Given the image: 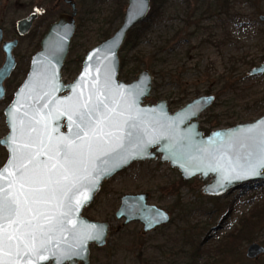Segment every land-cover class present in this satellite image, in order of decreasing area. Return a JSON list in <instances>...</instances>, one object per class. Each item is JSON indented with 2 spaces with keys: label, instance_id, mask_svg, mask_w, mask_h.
<instances>
[{
  "label": "rangeland",
  "instance_id": "374dc122",
  "mask_svg": "<svg viewBox=\"0 0 264 264\" xmlns=\"http://www.w3.org/2000/svg\"><path fill=\"white\" fill-rule=\"evenodd\" d=\"M164 1L167 10L163 18L148 26L136 48L130 44L123 52L122 62L129 64L127 67L122 64L120 80L131 83L141 72L150 70L154 76L153 90L146 103L168 100L173 111L195 97L215 95L213 105L200 115L206 130L227 128L230 124L247 123L264 116V74L248 75L253 65H260L264 58V21L260 20L264 15V0H240L227 11L225 7L219 13L206 11L200 22L204 29L200 28L194 35L189 32L192 24L186 20L197 0ZM46 3L0 0V27L4 29L5 40L19 37L16 30L19 20L33 12L39 13L31 32L19 37V46L14 51L18 67L6 81V96L0 101V139L9 132L4 110L25 80L31 58L40 50V40L47 31ZM88 3L96 11L88 16L81 35L75 38L74 42L82 47H78L73 57L79 61L78 65L63 72L67 83L77 78L88 52L107 40L99 32L110 29L112 37L123 24L112 22L119 8L117 1L104 0L97 7L92 6L93 0ZM143 28L138 25L134 29L143 31ZM4 61L0 43V67ZM134 65H139L140 70L130 75ZM7 158L8 152L0 145V168ZM205 183L199 178L185 180L178 169L161 162L160 158L134 164L106 181L84 213L111 227L104 247L92 245L91 264H193L198 248L202 250L197 264H264V254L257 259L248 258L247 248L251 243L240 246L236 259L226 256L227 262L217 257V253L212 255L206 251L223 236L236 231L250 214L264 210V183L238 188L219 197L205 195ZM141 193L149 195L150 204L170 214L169 223L144 233L140 223L123 225V220L116 218L121 197ZM258 215L261 223L251 231L256 236L254 242L264 246V212ZM250 222L257 221L253 218Z\"/></svg>",
  "mask_w": 264,
  "mask_h": 264
},
{
  "label": "water",
  "instance_id": "95a60500",
  "mask_svg": "<svg viewBox=\"0 0 264 264\" xmlns=\"http://www.w3.org/2000/svg\"><path fill=\"white\" fill-rule=\"evenodd\" d=\"M150 8L151 0H129L121 27L111 38L88 52L77 78L72 83H65L63 81V68L68 59L76 31L75 16L77 9L74 6L72 15L60 16L49 27L42 38L40 50L31 59L30 70L25 80L18 87L13 100L4 110L9 132L0 141H5L12 135L10 121L13 118L23 117L25 112L31 115L34 108H39L49 99L53 103H57L67 100L70 96H78L80 92L87 96L93 91L91 87L93 80L99 78L101 85H103L104 81L110 78L114 98L120 100L118 111L124 112V116L119 118L121 123L129 116L136 117L141 129L145 132L144 138L154 141L143 152L130 155L126 160L118 161L117 166L109 174L101 176L95 189L90 193V198L79 207L73 217L79 230H90L93 231V234L96 230H101V238L99 240H86L82 255L65 261L64 264H91V246L93 244L97 247L106 245L110 224L90 220L83 215V211L91 205L105 181L129 168L134 162L156 161L161 156V162L168 163L172 168L178 169L185 180L199 178L205 181L203 193L207 196H222L241 188L245 183L264 180V169H260L259 174L256 175L246 174L240 167H237L235 172L230 170L231 166L245 165L244 157L249 150L248 146L255 147L259 142L260 132L264 127L261 125V122H264V116L251 122L215 129L205 135L204 130L200 128L199 118L201 113L215 102L214 95L195 97L183 108L171 112L167 100L159 101L157 104L142 105L144 98L149 99L152 96L154 76L150 71L141 72L137 80L131 83L119 79L122 69L120 52L126 42L128 32L146 19ZM37 18L38 14L32 13L19 20L16 24L18 36H27ZM260 20L264 21V15L260 16ZM19 37L13 40H5L4 29L0 27V43H2V50L5 54V61L0 67V101L4 100L6 95L5 82L12 76L17 67L14 51L19 46ZM263 74L264 61L249 71L250 76ZM82 76L84 79H81ZM78 82L79 88L74 92L73 86ZM141 89L142 94L136 96L135 92ZM121 92L123 93L122 96L120 95ZM44 93H48V96L37 104V97ZM133 101L135 102L133 103ZM16 108H19L20 111H12L10 117V110ZM56 124V121H52L53 128L56 127ZM59 125V134L67 135L66 117H61ZM253 126H256L254 131L249 132L248 129ZM126 131L127 128L124 127L120 135H124ZM111 143L110 141L108 145L103 146L104 150H107ZM241 143L245 147H240ZM0 145L8 152V158L0 168L2 169L10 161L11 149L5 143H0ZM152 149L155 150L152 151ZM130 151L136 152L135 149ZM93 166L103 167L98 160L94 162ZM116 218L125 219L124 225L133 222L142 223L144 233H149L166 225L171 219L166 210L149 203L147 193L122 196ZM92 226H95V229ZM66 235L68 243H76L72 240L70 233ZM57 239H59L58 234ZM62 247H66V245H62ZM262 254H264V246L259 243L254 242L247 248V256L250 259H257ZM41 264H51V262H41Z\"/></svg>",
  "mask_w": 264,
  "mask_h": 264
},
{
  "label": "snow or ice",
  "instance_id": "6c2138e0",
  "mask_svg": "<svg viewBox=\"0 0 264 264\" xmlns=\"http://www.w3.org/2000/svg\"><path fill=\"white\" fill-rule=\"evenodd\" d=\"M91 87L87 96L80 92L57 103L49 99L31 115L25 112L10 121L12 135L0 141L11 149L10 161L0 169V264H64L80 257L85 241L99 240L101 230L95 234L79 230L73 219L76 211L90 198L101 176L154 142L144 138L136 117L121 123L124 112L118 111L120 100L114 98L110 78L103 85L97 78ZM78 88L79 82L73 91ZM141 94L142 89L135 92ZM46 96L37 97L36 103ZM12 111L20 109L10 110V117ZM61 117L67 119V135L58 132ZM52 121L57 122L55 128ZM124 127L127 131L120 135ZM248 148L245 165L231 166V171L240 167L256 175L264 169V127L258 144ZM97 160L103 167L93 166ZM68 233L76 243H68Z\"/></svg>",
  "mask_w": 264,
  "mask_h": 264
},
{
  "label": "flooded vegetation",
  "instance_id": "af4514ba",
  "mask_svg": "<svg viewBox=\"0 0 264 264\" xmlns=\"http://www.w3.org/2000/svg\"><path fill=\"white\" fill-rule=\"evenodd\" d=\"M104 0H97L96 2H94L93 1V3H91L92 4V6H98L97 4H100V3H102ZM109 1H113L114 2V0H109ZM162 1V11H161V13L162 14H164V13H166V10H167V7H166V5H165V1L164 0H161ZM209 0H197L196 1V3H195V5H194V7H193V10H192V12H191V14L189 15V17H188V19L186 20V22L189 24V23H191L192 25L190 26L191 27V29L193 28L194 29V31L193 32H191L190 30V28H189V32L191 33V35H194V34H196V33H199L200 31V28H202V29H204L203 27H202V25L200 24V22L202 21V18L205 16L204 14H207L206 13V11H208V12H215V13H219V12H222V8H224L225 6H223L222 5V2L220 1V0H210L209 2H208ZM116 2V1H115ZM128 2H129V0H127V3H126V5L124 6V9H123V20H122V23H123V21H124V18H125V10H126V7H127V5H128ZM187 2V1H186ZM185 2V3H186ZM88 3V0H52V2H50L48 5H45L46 6V10L48 11V13H49V18L47 19V21H48V26H47V30L49 29V27L54 23V22H56L59 18H60V16H62V15H72L73 14V9H74V6H75V8L77 9V14H76V16H75V21H76V31H75V34H74V37H73V39H72V43H71V46H70V51H69V54H68V59H67V61L65 62V65H64V68H63V72L65 71H67V69H71L72 67L74 68V67H76V65H78V63H79V61H77V59H73V57L74 56H72V54H75V53H77V50L80 48V46L82 47V44H79V43H77V42H74L75 41V38H77L78 36H80L81 34V32H82V28H83V26H86L85 25V23L88 21V16L90 15V14H92V13H94V11H96V8L95 9H93L92 8V10H93V12H91V13H89V10L87 9V7H86V4ZM117 3H118V1H117ZM73 4H74V6H73ZM62 5H66V7H61ZM231 5V2H229V5L228 6H226L225 7V10L227 11V9H228V7ZM39 7H43V4H40L39 5ZM152 7H153V4H152V0H151V8H150V11H149V13H148V16L146 17V19H144L142 22H140L139 24H137L135 27H137L138 25H143V24H145V23H147L148 22V20H149V15H150V12H151V10H152ZM197 9V10H196ZM37 14H38V18H39V13L38 12H36ZM37 18V19H38ZM163 18V17H162ZM157 24V23H156ZM134 27V28H135ZM134 28H132V29H134ZM131 29V30H132ZM130 30V31H131ZM129 31V32H130ZM47 32V31H46ZM129 32H128V35H129ZM46 34V33H45ZM44 34V35H45ZM44 35H43V37H44ZM128 35H127V39H128ZM178 35H180V33H178ZM42 37V38H43ZM42 38H41V40H40V45H41V41H42ZM127 39H126V42H127ZM180 41H181V39H179ZM126 42H125V44H124V46H123V48L125 47V45H126ZM128 46V45H127ZM130 46V45H129ZM128 46V47H129ZM136 47L138 46V43L135 45ZM79 47V48H78ZM136 47H134V48H136ZM123 48H122V50H121V52H120V59H121V66H122V64H123V62H122V54H123V52H125V51H123ZM17 49V48H16ZM166 49V48H165ZM16 57V56H15ZM124 57H125V55H124ZM17 60V59H16ZM17 67H18V62H17ZM73 70H75V69H73ZM147 70V69H146ZM145 70V71H146ZM147 71H150V70H147ZM65 82V81H64ZM65 83H67V82H65ZM208 95V94H207ZM150 99V98H149ZM148 98H144V100H143V102H142V105H144V106H146V105H148V104H153V103H146V100H149ZM168 101V100H167ZM156 104V103H155ZM171 102H169L168 101V106H169V108H170V111H172V112H175V111H173L172 109V107H171ZM180 108H182V107H180ZM179 110V109H178ZM177 111V110H176ZM199 122H200V128L202 129V130H204V132H205V135H208L212 130H210L209 132H207V130L205 129V128H203L202 127V122L200 121V118H199ZM65 129V128H64ZM155 150V149H154ZM153 149H152V151H154ZM159 158H160V156H159ZM137 163H141V162H135V163H133L132 165H134V164H137ZM131 165V166H132ZM121 173V172H120ZM119 174V173H118ZM261 183H264V180L263 181H260ZM249 183H252V182H249ZM103 186V185H102ZM243 187H245V185H243ZM102 189V188H101ZM131 195H133V194H131ZM124 196V195H123ZM97 197V196H96ZM96 197L94 198V200L96 199ZM122 198V197H121ZM150 198V197H149ZM94 200H93V202H94ZM92 202V203H93ZM92 203H91V205H92ZM90 205V206H91ZM120 205H121V199H120V204H119V207H120ZM89 206V207H90ZM89 207H87L86 209H88ZM119 207H118V209H119ZM85 209V210H86ZM118 209H117V211H118ZM85 210H84V212H83V214L85 213ZM117 211H116V213H117ZM87 212V211H86ZM116 215V214H115ZM87 217V216H86ZM89 218V217H88ZM90 219V218H89ZM90 220H92V219H90ZM120 220H123V225H124V223H125V219H120ZM93 221H95V220H93ZM138 223H140V222H138ZM142 226H143V224L142 223H140ZM110 229H111V227H110ZM81 264H83V263H81Z\"/></svg>",
  "mask_w": 264,
  "mask_h": 264
},
{
  "label": "trees",
  "instance_id": "16d2710c",
  "mask_svg": "<svg viewBox=\"0 0 264 264\" xmlns=\"http://www.w3.org/2000/svg\"><path fill=\"white\" fill-rule=\"evenodd\" d=\"M43 1L47 2L46 5L52 2V0H43ZM93 1L96 2L97 0H93ZM114 1H118L119 8H117L116 16L113 18L112 22L114 24H118L123 20V16H124L123 9L127 3V0H114ZM220 1L222 2V5L226 7L229 5V2H231V4H234L240 0H220ZM152 4H153V7L149 15V20L147 23L142 25L144 26L143 31H139L138 29L137 30L132 29L129 32L128 39H127L125 47L123 48V51H127L128 46L130 44H132L131 45L132 48L136 47L135 45L137 44V41H139L141 37H143L147 33L148 26L156 24L162 19L163 17V14L161 13L162 1L152 0ZM86 7L89 10V13L93 12L92 8L90 7V3H87ZM110 33H111L110 29L107 30V32H99L100 36L106 39L110 38ZM72 56H74V54H72ZM263 61H264V58H263ZM128 64L129 63L126 61L125 64L123 65L127 67ZM254 66H256V64H254L253 67ZM139 70H140V66L134 65V68L130 71V75L136 74ZM7 100H8V97H7ZM234 125L235 124H230L229 126H234ZM210 130H207V132H209ZM260 184L262 185L263 183H261L260 181L247 183L245 184L244 188H248L249 186H255V185H260ZM262 189H264V187ZM213 212L214 210L208 212V214H212ZM260 212H264V210ZM256 214L257 213L253 212L252 214L249 215L248 218L243 219V221L240 222V226L239 228L236 229V231H232L226 234L225 236L222 237V239L218 242L217 245H214L211 248H207L206 249L207 253L212 254V255L214 253H217V257L223 258L225 262H227L225 257L228 255H231L234 259H236L235 257L237 254H239L238 252H239V248L241 245H243L244 243H253L255 241L256 236L251 231V229L256 227L258 224L260 225L261 220H262V219L260 220L259 219L260 216ZM253 218H254V221H257V222L251 223L250 220ZM201 250H202L201 248H198L196 253L194 254V259H193L194 261L192 260L193 264L195 263L197 264V258L200 257V255L198 254L201 253Z\"/></svg>",
  "mask_w": 264,
  "mask_h": 264
}]
</instances>
